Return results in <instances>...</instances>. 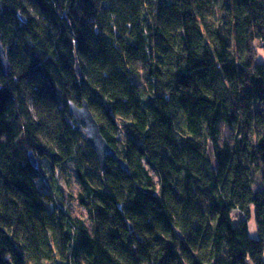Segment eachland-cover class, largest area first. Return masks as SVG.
Instances as JSON below:
<instances>
[{"label":"trees","instance_id":"1","mask_svg":"<svg viewBox=\"0 0 264 264\" xmlns=\"http://www.w3.org/2000/svg\"><path fill=\"white\" fill-rule=\"evenodd\" d=\"M126 3L0 0V264H264V0Z\"/></svg>","mask_w":264,"mask_h":264},{"label":"water","instance_id":"2","mask_svg":"<svg viewBox=\"0 0 264 264\" xmlns=\"http://www.w3.org/2000/svg\"><path fill=\"white\" fill-rule=\"evenodd\" d=\"M0 65L4 74L8 71V62L5 57V50L0 40ZM76 72L77 65H76ZM68 115L71 117V122L74 125L76 131L83 133L86 144L91 148L95 154L96 161L101 171L106 169L105 160L106 158L114 161L123 171H127L126 165L116 155V153L107 145L102 135L98 124L92 117L88 105L85 101L81 102L78 107L73 104H68ZM31 165L36 167V161L32 155L29 156Z\"/></svg>","mask_w":264,"mask_h":264},{"label":"rangeland","instance_id":"3","mask_svg":"<svg viewBox=\"0 0 264 264\" xmlns=\"http://www.w3.org/2000/svg\"><path fill=\"white\" fill-rule=\"evenodd\" d=\"M112 9H113V12L115 13V15L117 16L118 22L121 26L122 33L127 37L131 36L133 34V28L127 21V13H126L127 12V3H126V0H112ZM219 131H220V141L227 142L230 145H232L234 143L233 136L227 127L220 124ZM208 154L211 156V146L210 145L208 147ZM58 181L61 182L59 175H58ZM253 181H254L253 186H252L253 191L259 192V191H262L264 189V180H263L262 175L259 172L254 173ZM61 185H62V187L64 186L62 184V182H61ZM76 187H77L76 181L73 180L71 183V188L69 190L66 187H63L65 190L64 193L66 195L68 193L74 194ZM63 208H65L66 211H68L73 216H78L79 214H81L83 212V210L80 207H78L77 204L73 201L65 203V206ZM49 210H51V207H49ZM231 217L234 221H237L236 219L239 220L240 218H244V216H242L236 212H232ZM246 222H247L248 228L255 226L252 214L249 216V218L246 219Z\"/></svg>","mask_w":264,"mask_h":264},{"label":"clouds","instance_id":"4","mask_svg":"<svg viewBox=\"0 0 264 264\" xmlns=\"http://www.w3.org/2000/svg\"><path fill=\"white\" fill-rule=\"evenodd\" d=\"M254 44H256L257 42L256 41H253ZM257 52L260 56L264 57V50L262 49H259L257 48ZM139 71H143V69H138ZM69 103H72L71 101H69ZM123 135V129L121 128V136ZM211 143V141H209V144ZM153 180L154 181H157L156 183V191H157V194H159V190H160V184L158 182V177H156L155 175L153 176ZM9 260H11V257L9 256L8 257Z\"/></svg>","mask_w":264,"mask_h":264},{"label":"crops","instance_id":"5","mask_svg":"<svg viewBox=\"0 0 264 264\" xmlns=\"http://www.w3.org/2000/svg\"><path fill=\"white\" fill-rule=\"evenodd\" d=\"M254 221V220H253ZM255 223V222H254ZM255 225V224H254ZM248 227V225H247ZM248 235L251 239H255L257 237V231L256 226H252L251 228H248Z\"/></svg>","mask_w":264,"mask_h":264}]
</instances>
